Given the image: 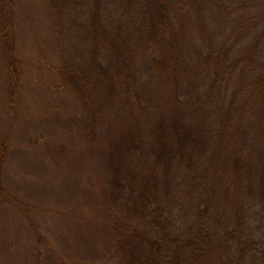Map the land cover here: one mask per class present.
<instances>
[{"label":"rangeland","instance_id":"obj_1","mask_svg":"<svg viewBox=\"0 0 264 264\" xmlns=\"http://www.w3.org/2000/svg\"><path fill=\"white\" fill-rule=\"evenodd\" d=\"M143 1H0V135L9 137L0 264H122L108 224L110 165L132 133L147 140L177 128H195L206 154L150 208L140 205L148 226L189 231L206 222L228 246L222 264H264V207L239 199L230 175L237 148L249 170L264 168V0H159L167 31L158 40L136 31ZM4 19L21 77L15 121ZM118 24L123 36L105 35ZM163 38L183 54L175 92L150 70ZM124 41L121 56L110 54ZM224 113L232 126L222 138ZM129 189L123 200L135 199Z\"/></svg>","mask_w":264,"mask_h":264},{"label":"trees","instance_id":"obj_2","mask_svg":"<svg viewBox=\"0 0 264 264\" xmlns=\"http://www.w3.org/2000/svg\"><path fill=\"white\" fill-rule=\"evenodd\" d=\"M1 1V0H0ZM143 1V0H142ZM145 11L135 18L137 33L149 38L166 35L167 27L163 21L161 12L163 5L159 0H144ZM94 22L97 20L95 17ZM102 22V20H101ZM101 22L96 21V31L100 30ZM10 20H2L3 38L9 46V68L11 71V87L9 93V106L13 121L18 115V96L21 77L18 70V61L13 54L11 32L9 31ZM122 25L118 24L113 31L106 28L105 35L111 33L123 36ZM116 39L123 41V37ZM162 58H158L150 68L151 71L162 72L165 76V85L170 86L175 92L177 85L172 76L182 72L181 51L177 50L174 39L164 40ZM125 42V41H124ZM127 44L113 45L110 54L118 57L122 55L121 47ZM107 45V44H106ZM106 45L103 51H106ZM17 66V67H16ZM116 87H114V92ZM120 88V87H119ZM123 89V85H121ZM85 94L87 92L85 91ZM228 115L223 116L222 138L230 130L232 123ZM94 130V128H92ZM129 145H128V144ZM146 143V145H145ZM9 137L0 135V197L4 196L2 176L4 166L7 162ZM124 154L129 153L131 158L136 159L135 164L139 166L128 171L125 156L121 161L110 165L113 179L108 177L113 184L111 196L108 199L113 210L108 214V224L112 230V242L120 256L122 264H222L224 256L222 251L227 244L219 243L217 230L206 222L200 226L190 228L189 231L166 230L159 225L148 226V217L144 214L147 210L140 211V205L150 208L154 201H158L161 191L171 190L176 178H180L190 169L200 166L206 154V145L195 128L175 129L173 134H167L159 130L149 139L145 140L140 133H132L129 139L123 142ZM244 155L238 148L233 153L230 165V175L233 188L239 192V199L243 201H257L264 207V168L251 171L246 166ZM115 168V169H114ZM184 173V174H183ZM129 185L127 193H134L135 199H124L122 192ZM228 191L224 182L216 187V192L226 196ZM154 199V201H153ZM205 208V207H203ZM207 208V207H206ZM155 211L159 212V205H154ZM205 215L203 221H206ZM229 259L230 256L228 255ZM227 259V260H228Z\"/></svg>","mask_w":264,"mask_h":264}]
</instances>
